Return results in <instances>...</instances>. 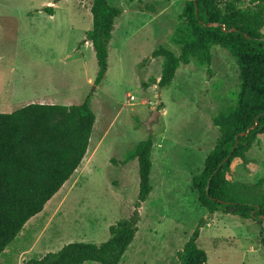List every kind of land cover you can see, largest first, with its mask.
I'll return each instance as SVG.
<instances>
[{
  "label": "rangeland",
  "instance_id": "obj_1",
  "mask_svg": "<svg viewBox=\"0 0 264 264\" xmlns=\"http://www.w3.org/2000/svg\"><path fill=\"white\" fill-rule=\"evenodd\" d=\"M92 1L0 0L1 93L9 91L11 78L31 81L51 72L56 105H78L93 94L97 117L82 164L0 255V264H25L70 243H104L110 227L131 219L135 210L139 232L121 264H178V252L201 222L198 245L208 264H264L263 227L233 214H209L192 191L193 177L202 172L220 137L214 121L237 101L235 58L215 46L211 73L194 59L169 87L161 90L156 83L145 89L144 82H158L162 75L163 58H153V52L166 47L179 53L172 38L186 0H110L123 14L115 23L108 73L96 87V54L85 41L93 26ZM48 6H53V18ZM158 109L163 114L151 133L146 122L157 117L153 112ZM150 136L155 142L153 191L136 209L138 163L123 161ZM230 180L239 201H264V136L245 160L233 161Z\"/></svg>",
  "mask_w": 264,
  "mask_h": 264
},
{
  "label": "trees",
  "instance_id": "obj_2",
  "mask_svg": "<svg viewBox=\"0 0 264 264\" xmlns=\"http://www.w3.org/2000/svg\"><path fill=\"white\" fill-rule=\"evenodd\" d=\"M47 9L53 14V6ZM90 10L93 26L85 41L92 44L96 54L98 72L94 85L98 87L109 70L110 43L123 9L110 0H93ZM178 19L172 42L179 53L166 47L154 51L153 58H163L161 78L142 86L148 89L157 83L161 90L169 87L179 69L194 59L208 66L211 73L212 48L220 46L230 52L239 69L237 101L228 114L215 119L220 137L205 159L202 172L193 177L192 191L209 214H233L259 223L264 231V201H239L230 180L233 161L245 160L246 153L264 136V0H186ZM215 23L219 26H209ZM92 96L78 105L30 104L10 114L0 113V255L28 222L44 211L82 164L97 120ZM256 123L258 126L247 136L239 137ZM154 145L150 136L123 161V165L138 163L136 209L153 191ZM138 222L135 210L131 219L110 227V238L104 243H70L25 264H121L139 232ZM202 227L203 222L178 252V264H208L206 251L198 245ZM260 241L264 249V234Z\"/></svg>",
  "mask_w": 264,
  "mask_h": 264
},
{
  "label": "crops",
  "instance_id": "obj_3",
  "mask_svg": "<svg viewBox=\"0 0 264 264\" xmlns=\"http://www.w3.org/2000/svg\"><path fill=\"white\" fill-rule=\"evenodd\" d=\"M40 14H45L42 10ZM50 18L54 15L50 14ZM2 62H0V66ZM10 87L6 86L9 91H4L2 94L0 91V112H5L12 105L21 104L25 107L30 104H41V105H56L57 102L53 99L52 85L53 77L45 73L36 74V77L31 81H27L23 77H14L8 81ZM21 107V108H22ZM163 113L161 112V115ZM133 244V243H132Z\"/></svg>",
  "mask_w": 264,
  "mask_h": 264
},
{
  "label": "water",
  "instance_id": "obj_4",
  "mask_svg": "<svg viewBox=\"0 0 264 264\" xmlns=\"http://www.w3.org/2000/svg\"><path fill=\"white\" fill-rule=\"evenodd\" d=\"M209 26H215V27H218L219 24L218 23H215V24H209ZM232 31H236V29H233ZM154 115H157V117L155 118H150L147 122H146V127L147 129L152 133V124L154 123V121H156L158 119L159 116H161V113L159 110H155L153 112ZM258 126V123L255 124V126L251 127L249 130H247L246 132H243V133H240L239 134V137H242V136H247L253 129H255L256 127ZM238 145V140H237V143L235 145V148L237 147ZM261 219L263 220V224H264V216H261Z\"/></svg>",
  "mask_w": 264,
  "mask_h": 264
},
{
  "label": "built area",
  "instance_id": "obj_5",
  "mask_svg": "<svg viewBox=\"0 0 264 264\" xmlns=\"http://www.w3.org/2000/svg\"><path fill=\"white\" fill-rule=\"evenodd\" d=\"M132 99H134V98H132Z\"/></svg>",
  "mask_w": 264,
  "mask_h": 264
}]
</instances>
